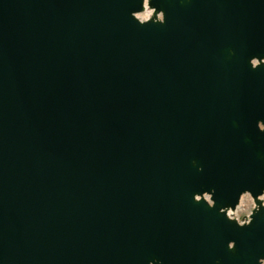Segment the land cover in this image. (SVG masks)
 <instances>
[{
    "label": "water",
    "instance_id": "1",
    "mask_svg": "<svg viewBox=\"0 0 264 264\" xmlns=\"http://www.w3.org/2000/svg\"><path fill=\"white\" fill-rule=\"evenodd\" d=\"M142 4L0 0V264H264V0Z\"/></svg>",
    "mask_w": 264,
    "mask_h": 264
},
{
    "label": "rangeland",
    "instance_id": "2",
    "mask_svg": "<svg viewBox=\"0 0 264 264\" xmlns=\"http://www.w3.org/2000/svg\"><path fill=\"white\" fill-rule=\"evenodd\" d=\"M262 199L264 200V196H262ZM251 201H252V204L255 206L254 200L250 194L243 195L241 198L240 204L238 205L236 210L229 211L228 214L244 222V220L247 219V217L251 214L254 208V206L251 207Z\"/></svg>",
    "mask_w": 264,
    "mask_h": 264
},
{
    "label": "clouds",
    "instance_id": "3",
    "mask_svg": "<svg viewBox=\"0 0 264 264\" xmlns=\"http://www.w3.org/2000/svg\"><path fill=\"white\" fill-rule=\"evenodd\" d=\"M142 8L144 9L142 13L134 11L131 13V15L134 19L139 20L141 25H144V22L148 21L151 18L152 14L156 11V8H149V0H143ZM253 206L254 205L251 201V207Z\"/></svg>",
    "mask_w": 264,
    "mask_h": 264
}]
</instances>
